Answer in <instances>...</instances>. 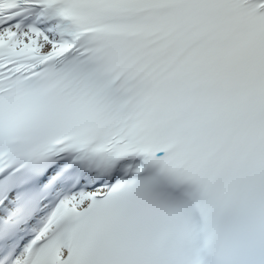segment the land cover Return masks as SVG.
Here are the masks:
<instances>
[{"label": "snow or ice", "instance_id": "1", "mask_svg": "<svg viewBox=\"0 0 264 264\" xmlns=\"http://www.w3.org/2000/svg\"><path fill=\"white\" fill-rule=\"evenodd\" d=\"M0 264H264V0H0Z\"/></svg>", "mask_w": 264, "mask_h": 264}]
</instances>
